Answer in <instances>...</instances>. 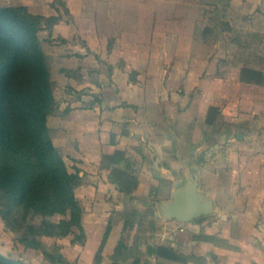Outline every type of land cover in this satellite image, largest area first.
Segmentation results:
<instances>
[{
	"label": "crops",
	"instance_id": "obj_1",
	"mask_svg": "<svg viewBox=\"0 0 264 264\" xmlns=\"http://www.w3.org/2000/svg\"><path fill=\"white\" fill-rule=\"evenodd\" d=\"M149 1L0 0L1 7L62 18L38 36L57 86V109L48 118L53 144L67 167L75 166L72 173L78 170L87 181L76 190L85 239H48L62 241L70 263L96 264L111 226L98 264H113L125 222L110 224L108 192L146 196L159 179L174 174L185 183L197 177L214 213L199 221L173 219L180 223L174 237L156 245L186 261L149 256V245L134 257L125 243L124 264H264V86L242 83L245 62H219L209 55L218 46L197 43L193 28H162L159 13L149 27L143 8ZM132 5L142 6L135 18ZM230 6L250 11L244 18L250 28L256 19L264 24V0H231ZM251 31L246 36L255 39L251 49L260 55L264 26ZM221 64L233 71L219 72ZM211 107L220 111L215 125L206 123ZM117 151L137 172L139 185L131 194L119 191L103 167V157Z\"/></svg>",
	"mask_w": 264,
	"mask_h": 264
},
{
	"label": "trees",
	"instance_id": "obj_2",
	"mask_svg": "<svg viewBox=\"0 0 264 264\" xmlns=\"http://www.w3.org/2000/svg\"><path fill=\"white\" fill-rule=\"evenodd\" d=\"M212 1L210 5H215L216 12L220 5L223 6L219 31L232 32L226 19L231 0ZM61 19L60 16L33 15L25 7L0 6V215L8 228L20 234L19 242L26 249L42 251L51 264L71 263L62 253L48 251L42 238L74 236L73 242L85 239L83 208L76 195L81 178L69 172L53 144L48 126V118L55 112L57 101L55 84L38 36L43 28H50ZM210 31L214 29L206 26L203 36ZM232 42L243 46L237 39ZM250 46V43L244 44L245 49ZM251 55L261 60L255 52ZM242 61L245 64L240 70L241 82L264 86V70L255 68L246 59ZM219 116V109L211 107L207 125H215ZM103 167L110 170L111 182L122 193L131 194L138 187L136 172L124 152L105 155ZM31 216H38L40 223H32ZM57 216L62 218L53 221ZM128 225L125 222L124 229ZM110 229L111 226L103 238L96 264L100 263V253ZM126 249L121 239L113 264L125 263L120 257ZM147 252L149 256L186 261L185 257L165 247L149 245ZM140 263V259L132 262ZM0 264L27 263L0 252Z\"/></svg>",
	"mask_w": 264,
	"mask_h": 264
},
{
	"label": "rangeland",
	"instance_id": "obj_3",
	"mask_svg": "<svg viewBox=\"0 0 264 264\" xmlns=\"http://www.w3.org/2000/svg\"><path fill=\"white\" fill-rule=\"evenodd\" d=\"M211 2L213 1L198 0V2L195 3V0H151L149 1V4L144 5L143 8H145L144 10H147V13L150 14L151 20L148 22L149 27L156 26L158 19L153 21L152 18L153 14L155 16V14L159 13L164 15V18L159 20L162 28L163 26H165L164 28L166 29L169 28L176 30L179 28L181 31H189L193 28L197 43L202 40L211 45H217L218 48L216 52L214 53L212 49L209 55L213 54L215 59L219 62L228 60L232 64H236L237 61L246 59V61H250L251 65L253 64L256 66L258 65L259 67H264V49H262L260 55L259 52L256 53V55H259L262 59V61H258L255 56L251 55V52H253L251 46L248 49L244 48V44H251V42L253 43V41H255L254 38L248 37L246 34L253 32L251 31L253 29L258 31L263 30L264 24L262 21L256 19V24L254 22V25L250 28L249 23L244 21V18L246 17L245 14H250V11L243 9L242 11L237 12L230 6L226 13V19L233 25V31L226 34L222 33L219 31V19L222 14L223 6L220 5L219 10L216 12L215 5H210ZM141 7L142 6L139 5L129 6V14L133 16L132 18L136 17V12H139ZM259 18H261V14L259 15ZM206 26H210L214 31H210L207 35L203 36ZM237 34L243 36L238 37ZM232 39L239 40L242 42L243 46L238 45L236 42H232ZM229 41L232 43L229 44ZM258 44L261 46L259 48L264 47V41L258 42ZM227 46L229 47L228 50L226 48ZM219 67V72H225L228 70L231 72L233 71L229 69L228 66L222 64ZM56 91L57 86H54V94ZM74 169L75 166L68 167V170L71 173ZM76 173L78 174L79 171L76 170ZM105 176L106 175H104V177ZM102 181L105 185V190H107L109 187L107 186L106 180L103 179ZM83 183L87 184V181L81 179V183L78 187L79 189ZM184 184L185 180L181 181L176 175L172 174L171 179H159V181L156 182V185L151 187L146 196L141 195V192H139L130 198L126 196L115 197L110 193L113 189H109L110 191L104 200L106 199L107 201H110L108 203L112 209H110V224L114 220H121L129 224L124 230L122 239L124 240V243L133 249L132 254L130 253L131 256L136 257L142 255L140 248L146 249L148 245L156 246L158 243H162L163 241L169 240L168 238L174 237L176 226H179L180 223L178 221L164 218L162 214V206L167 202H171L174 189H177L179 185L182 186ZM109 194L111 197H109ZM113 194L115 193L113 192ZM88 205L90 204L88 203ZM114 208L119 209L120 211H116ZM61 218L62 217L57 216L52 218V220L58 221ZM30 220L37 225L41 221L38 216H31ZM163 235H166V237ZM19 238L20 234L8 228L0 215V252L3 255L12 259L23 260L27 264H51L42 251L26 249L19 242ZM41 240L48 251H58L63 254L61 245L62 241H55V239L48 238H42Z\"/></svg>",
	"mask_w": 264,
	"mask_h": 264
},
{
	"label": "water",
	"instance_id": "obj_4",
	"mask_svg": "<svg viewBox=\"0 0 264 264\" xmlns=\"http://www.w3.org/2000/svg\"><path fill=\"white\" fill-rule=\"evenodd\" d=\"M213 213V202L199 190L197 177L174 190L172 201L162 206L164 218L181 222H191Z\"/></svg>",
	"mask_w": 264,
	"mask_h": 264
}]
</instances>
